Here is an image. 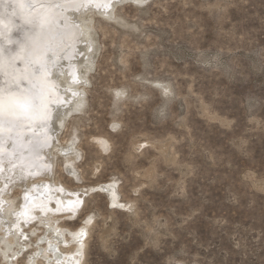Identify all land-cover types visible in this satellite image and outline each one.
Here are the masks:
<instances>
[{
    "label": "rangeland",
    "instance_id": "obj_1",
    "mask_svg": "<svg viewBox=\"0 0 264 264\" xmlns=\"http://www.w3.org/2000/svg\"><path fill=\"white\" fill-rule=\"evenodd\" d=\"M115 5L84 15L82 100L55 131L49 180L81 199L48 218L63 251L79 264H264V0ZM7 195L22 206L20 187ZM47 226L25 228L23 251L1 243L0 264H55L38 256Z\"/></svg>",
    "mask_w": 264,
    "mask_h": 264
},
{
    "label": "bare ground",
    "instance_id": "obj_2",
    "mask_svg": "<svg viewBox=\"0 0 264 264\" xmlns=\"http://www.w3.org/2000/svg\"><path fill=\"white\" fill-rule=\"evenodd\" d=\"M118 1L0 0V250L4 252L1 243L11 250L18 243L25 250L27 245L21 241L27 236L25 228L40 218L49 230L45 227L48 234L37 239L42 250L38 256L55 264H79L81 260L63 251L69 243L68 234L62 227H54L53 219L48 220L56 216V206L74 214L81 204L80 198L49 180L54 172L53 149L60 142L55 134L66 111L75 100L76 105L82 100L79 68L87 66L84 46L92 48L84 36L88 32L83 28L84 15L98 11L108 16ZM13 186L24 194L22 206L16 208L9 206L7 197ZM103 188L113 189L107 184ZM85 229H76L74 236L81 248ZM15 237H20L17 242ZM36 255L31 256L30 264L39 263Z\"/></svg>",
    "mask_w": 264,
    "mask_h": 264
},
{
    "label": "snow or ice",
    "instance_id": "obj_3",
    "mask_svg": "<svg viewBox=\"0 0 264 264\" xmlns=\"http://www.w3.org/2000/svg\"><path fill=\"white\" fill-rule=\"evenodd\" d=\"M138 2H144V3H146L147 0H138ZM39 70H40V69L38 68L37 71H39ZM74 82H77V81L74 80ZM116 95L119 96L120 93H117ZM58 119H59V114H57V116L54 117L53 123L55 124V122H56ZM68 207L71 208V205H69ZM89 223H91L90 220H89Z\"/></svg>",
    "mask_w": 264,
    "mask_h": 264
}]
</instances>
